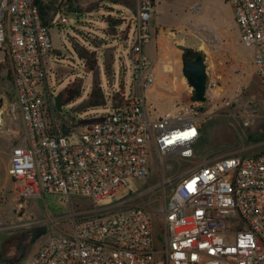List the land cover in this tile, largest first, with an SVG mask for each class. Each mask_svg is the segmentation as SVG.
I'll list each match as a JSON object with an SVG mask.
<instances>
[{
	"label": "built area",
	"instance_id": "obj_1",
	"mask_svg": "<svg viewBox=\"0 0 264 264\" xmlns=\"http://www.w3.org/2000/svg\"><path fill=\"white\" fill-rule=\"evenodd\" d=\"M65 0H0V52L11 76L25 134L10 151L7 173L16 200L57 193L87 199L91 208L70 215V230L52 235L30 264H264V149L232 154L186 172L167 203L153 210L137 205L113 210L98 204L114 199L128 182L179 155L193 159L201 136L202 102L162 116L151 115L146 92L156 69L144 53L151 39L155 0H135L129 56L138 94H122L112 111L74 129L73 117L56 119L48 84L47 57L55 50L49 27L68 23L61 9L46 24L42 7ZM241 43L253 49L256 75L264 88V0H228ZM217 84L207 80V91ZM206 91V93H207ZM62 124L69 129L62 134ZM76 133V140L70 138ZM121 202L116 206H121ZM160 236L156 237V222Z\"/></svg>",
	"mask_w": 264,
	"mask_h": 264
},
{
	"label": "rangeland",
	"instance_id": "obj_2",
	"mask_svg": "<svg viewBox=\"0 0 264 264\" xmlns=\"http://www.w3.org/2000/svg\"><path fill=\"white\" fill-rule=\"evenodd\" d=\"M73 1L79 12H68L66 25L51 24L49 27L55 51L46 62L48 84L55 100L69 83L81 84V96L58 109L56 117L59 122L60 117L71 113L78 122L74 129L81 133L83 128L79 124L111 112L112 106L120 103L122 94L140 92L133 80L129 56L137 8L134 0L130 6L109 0ZM153 13L152 39L144 46V53L153 65H157L156 42L153 41L157 31L163 32L166 49L162 57L164 64L156 71L154 88L146 92L151 115L176 113L191 104L193 89L182 75V50L177 44L200 50L208 80L217 84L216 90L207 91L199 109L203 119L201 138L206 141L197 143L195 156L190 160L172 155L164 157L160 164L157 155L151 154L149 176L129 181L114 199L99 203V209L148 206L151 201L149 205L157 210L163 199L165 203L169 201L170 191L180 177L197 165L222 156H247L264 149V88L256 75L253 49L241 43L230 2L157 0ZM92 53L96 67L88 71L87 60L83 57ZM0 63L6 66L4 52H0ZM92 90L99 91L98 96L103 98L101 105L88 106ZM14 95L12 82L0 77V98L4 100V117L0 122V170L9 149L25 134ZM13 128L20 132L18 139L13 138ZM76 136L73 132L69 137L76 140ZM121 202L125 203L115 207ZM91 205L87 199L74 197L69 200L57 193L16 200L12 183L9 181L2 186L0 180V264H11L17 254L13 248L17 245L24 249V264H30L50 236L70 230L72 213H81ZM155 222L154 233L158 237L160 229Z\"/></svg>",
	"mask_w": 264,
	"mask_h": 264
},
{
	"label": "trees",
	"instance_id": "obj_3",
	"mask_svg": "<svg viewBox=\"0 0 264 264\" xmlns=\"http://www.w3.org/2000/svg\"><path fill=\"white\" fill-rule=\"evenodd\" d=\"M111 2H115V3H123L126 4L128 6L131 5L132 0H109ZM57 9H61L62 11L66 12V14L68 12H76L78 13L79 10L78 8L75 6V2L73 0H65L64 2H61L58 4V6H55V2H51L49 5H45L42 7V15L44 18V22L46 24L50 23V12H56ZM85 56L83 58H85L87 60L86 63V69L88 71H92L95 67H96V58H95V54H91V55H87L84 54ZM5 69V68H1L0 66V74L1 71ZM2 79L4 80H8L11 82V76L10 74H6L3 77L0 76ZM81 92H82V87L80 83H76V82H72L69 83L56 97V101H55V106L57 107V109H60L62 106H65L67 104H70L72 102H74L75 100H77L80 96H81ZM99 91L98 90H92L90 97H89V107H96L99 106L103 103V98L101 96H98ZM203 135V127L201 126V136L199 139V142H203L205 143V139L204 137L201 138Z\"/></svg>",
	"mask_w": 264,
	"mask_h": 264
},
{
	"label": "water",
	"instance_id": "obj_4",
	"mask_svg": "<svg viewBox=\"0 0 264 264\" xmlns=\"http://www.w3.org/2000/svg\"><path fill=\"white\" fill-rule=\"evenodd\" d=\"M177 48L181 49L183 52L186 50H193L194 52H201L197 49H192L191 47L185 46L183 44H177ZM182 61V75L186 79L189 86L193 89V99L198 102H204L206 99L207 91V66L205 64V59L203 56H198L194 61H187L186 57H181ZM3 107L4 100L0 98V118H3ZM66 116L73 117L71 113H67ZM69 129L65 124H62V134L67 135Z\"/></svg>",
	"mask_w": 264,
	"mask_h": 264
},
{
	"label": "crops",
	"instance_id": "obj_5",
	"mask_svg": "<svg viewBox=\"0 0 264 264\" xmlns=\"http://www.w3.org/2000/svg\"><path fill=\"white\" fill-rule=\"evenodd\" d=\"M156 2H157V0H155L154 6L156 5ZM153 18H154V13H153ZM171 33H173V32L172 31H169V34H171ZM169 34H168V36H170ZM168 36H166V38H169V40H170V37H168ZM163 37L164 36H163V32L162 31L161 32L157 31L156 34L153 36V41L156 42L155 51H156V54H157V65H154L156 71L159 70L160 65L163 66V64H164V60L162 59V57L165 55V49L166 48H165V42H164ZM19 115H20V112H19ZM20 119H21V115H20ZM21 122H22V119H21ZM13 132L15 134V137H13V138L14 139H16V138L18 139L19 138V135H20L19 130L17 128H13ZM22 141H23V138L22 139H19V141H18L19 143L17 145L21 144ZM17 145H15V146H17ZM11 149L12 148L9 149L8 158L3 163V167L0 170L1 171L0 180L2 181V186L5 185V184H7L9 181L12 183V180L8 176V173H7V168H8V162H9V157H10V151H11ZM12 189H13V183H12Z\"/></svg>",
	"mask_w": 264,
	"mask_h": 264
},
{
	"label": "flooded vegetation",
	"instance_id": "obj_6",
	"mask_svg": "<svg viewBox=\"0 0 264 264\" xmlns=\"http://www.w3.org/2000/svg\"><path fill=\"white\" fill-rule=\"evenodd\" d=\"M182 56L186 57L187 61H194L198 56H203V54L201 52H194L193 50H186L184 52L182 51L181 57ZM13 249L16 250L17 254L16 257H14L11 261V264H24L26 262L24 249L18 245L15 246Z\"/></svg>",
	"mask_w": 264,
	"mask_h": 264
},
{
	"label": "bare ground",
	"instance_id": "obj_7",
	"mask_svg": "<svg viewBox=\"0 0 264 264\" xmlns=\"http://www.w3.org/2000/svg\"><path fill=\"white\" fill-rule=\"evenodd\" d=\"M0 122H1V118H0Z\"/></svg>",
	"mask_w": 264,
	"mask_h": 264
}]
</instances>
